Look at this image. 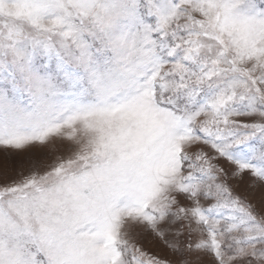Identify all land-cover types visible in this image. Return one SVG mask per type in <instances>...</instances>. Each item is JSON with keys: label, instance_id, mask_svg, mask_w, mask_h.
<instances>
[{"label": "snow or ice", "instance_id": "snow-or-ice-1", "mask_svg": "<svg viewBox=\"0 0 264 264\" xmlns=\"http://www.w3.org/2000/svg\"><path fill=\"white\" fill-rule=\"evenodd\" d=\"M0 152V264H264V0H0Z\"/></svg>", "mask_w": 264, "mask_h": 264}, {"label": "rangeland", "instance_id": "rangeland-1", "mask_svg": "<svg viewBox=\"0 0 264 264\" xmlns=\"http://www.w3.org/2000/svg\"><path fill=\"white\" fill-rule=\"evenodd\" d=\"M4 163V160H3V153L0 152V166H2ZM151 251H156V249H150Z\"/></svg>", "mask_w": 264, "mask_h": 264}]
</instances>
